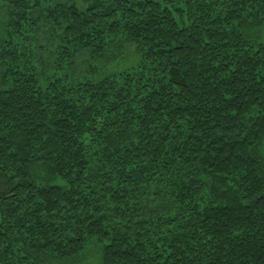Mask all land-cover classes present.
I'll use <instances>...</instances> for the list:
<instances>
[{
	"label": "trees",
	"instance_id": "1",
	"mask_svg": "<svg viewBox=\"0 0 264 264\" xmlns=\"http://www.w3.org/2000/svg\"><path fill=\"white\" fill-rule=\"evenodd\" d=\"M83 1L1 6L0 264H264V0Z\"/></svg>",
	"mask_w": 264,
	"mask_h": 264
},
{
	"label": "rangeland",
	"instance_id": "2",
	"mask_svg": "<svg viewBox=\"0 0 264 264\" xmlns=\"http://www.w3.org/2000/svg\"><path fill=\"white\" fill-rule=\"evenodd\" d=\"M67 1L68 0H63V2H67ZM76 2L78 3V6L81 9H84L86 7V3L83 0H76ZM2 5H4L3 0H0V10H1ZM0 13H1V11H0ZM42 24H49V23L46 21H42ZM43 30L44 31H42L41 38L44 39L45 41L48 40V43H44V44H48L49 48L52 49L54 44L51 41V39H49V37L52 36V39H54L53 33L51 32V30L49 29V27L47 25L44 26ZM46 33H48V38L45 35ZM254 33H255V30H254ZM261 34L264 36V28L262 29ZM126 57L128 59H130V61H131V59H134L137 57V55L134 53V50L132 47L128 48L127 53H126ZM129 65H131V62H128L127 66H129ZM80 66H81V68L85 67L84 64H81ZM124 67L125 66H123L121 68H124ZM261 154L264 157V144L261 147ZM82 254L83 255L77 260H70V261H64V262L63 261H56L52 264H101L102 249L100 247V244L95 243V242L92 245L90 244Z\"/></svg>",
	"mask_w": 264,
	"mask_h": 264
}]
</instances>
